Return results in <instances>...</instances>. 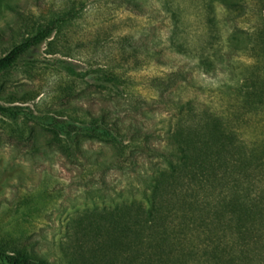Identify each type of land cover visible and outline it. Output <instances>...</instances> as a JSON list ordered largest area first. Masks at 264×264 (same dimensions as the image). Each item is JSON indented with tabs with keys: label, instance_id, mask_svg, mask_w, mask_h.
Here are the masks:
<instances>
[{
	"label": "trees",
	"instance_id": "16d2710c",
	"mask_svg": "<svg viewBox=\"0 0 264 264\" xmlns=\"http://www.w3.org/2000/svg\"><path fill=\"white\" fill-rule=\"evenodd\" d=\"M84 1H72L67 10L53 14L0 57V76L43 44L48 54H54L55 40L79 17ZM198 1L196 7L201 5L206 12L205 22L201 31L188 32L183 19L186 0H121L126 12L154 10L166 22V31L155 47L126 54L118 66L88 67L79 75L94 90L118 97L132 94V73L158 70L163 58L192 63L190 71L203 76L225 77L209 101L194 96L168 102L170 131L164 137L165 154H159L167 167L152 179L149 210L134 205L89 213L88 233L80 220L72 222L92 245L88 264H264V185L259 186L261 181L253 175L264 171V22L253 38L244 41L222 32L214 14L217 7L229 12L237 4L234 0L194 2ZM260 65L263 74L257 77L253 70ZM186 71V65L171 68L170 73L159 71L150 81L157 98L187 83ZM248 71L254 75L247 77ZM259 112L260 132L253 137L249 129ZM0 119L35 123L65 153L80 137L110 144L120 155L127 148L123 131L103 109L88 108L85 123L0 106ZM33 212L38 209L27 202L14 211L20 217ZM22 224L16 218L0 219V263L47 264L12 249L13 235L24 232Z\"/></svg>",
	"mask_w": 264,
	"mask_h": 264
},
{
	"label": "rangeland",
	"instance_id": "374dc122",
	"mask_svg": "<svg viewBox=\"0 0 264 264\" xmlns=\"http://www.w3.org/2000/svg\"><path fill=\"white\" fill-rule=\"evenodd\" d=\"M72 1L78 0H0V57L53 14L67 10ZM194 1L184 4L188 32L201 31L205 22L206 12L201 5L196 7L199 1ZM234 1L237 4L229 12L215 9L218 28L248 41L262 29L264 0ZM83 3L79 17L55 40L54 54H48L43 44L0 76V106L85 123L88 108L92 112L103 109L124 133L127 148L123 155L110 144L84 137L72 140L71 152L65 153L35 123L0 119V219L7 222L16 218L23 223L24 232L13 235L16 243L12 249L47 264L89 263L92 245L73 221L80 220L88 233L89 213L134 205L150 209L152 179L157 170L167 167L159 154H165L164 137L170 131L168 102L194 96L209 101L219 81L225 79L222 74L212 78L191 72L192 63L178 58H163L158 70L132 73L131 95L118 97L94 90L80 79V74L88 67L118 66L126 54H137L140 47H155L166 31V22L148 7L126 12L121 0ZM224 18L228 19L226 24ZM184 65L187 83L157 98L151 79L159 71L170 73L171 68L182 69ZM253 72L261 76L263 66ZM245 75L254 74L248 71ZM258 118H263L261 112L253 117L249 129L253 137L260 132ZM253 175L261 181L259 186L264 185V171ZM25 202L38 212L22 217L15 214L16 207Z\"/></svg>",
	"mask_w": 264,
	"mask_h": 264
}]
</instances>
